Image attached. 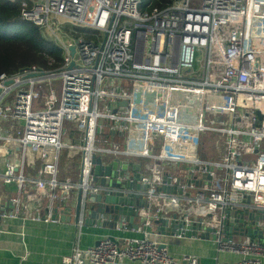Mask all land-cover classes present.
<instances>
[{"label":"built area","instance_id":"obj_1","mask_svg":"<svg viewBox=\"0 0 264 264\" xmlns=\"http://www.w3.org/2000/svg\"><path fill=\"white\" fill-rule=\"evenodd\" d=\"M10 1L61 45L64 62L0 75V156L8 154L0 179L16 185L0 218L59 222L55 208L81 189V229L95 196L112 193L147 204L141 225L119 229L143 232L175 212L182 230L200 227V237L211 228L218 250L240 254L239 264H264V0H175L147 11L142 0ZM66 26L102 40L71 38ZM208 133L219 137L218 159L202 156ZM63 149L77 179L60 177ZM95 157L103 168L117 162L98 175L114 185L96 181ZM157 233L78 243L63 261L200 264L175 257Z\"/></svg>","mask_w":264,"mask_h":264},{"label":"crops","instance_id":"obj_2","mask_svg":"<svg viewBox=\"0 0 264 264\" xmlns=\"http://www.w3.org/2000/svg\"><path fill=\"white\" fill-rule=\"evenodd\" d=\"M7 156H0V170L4 166ZM71 167L67 166L66 168L61 165L60 177L71 175L77 179L78 169H74L73 172L70 171ZM15 193V184H5L0 179V212L3 207L10 208L12 206L10 198ZM74 193L75 200L66 205L69 207L67 213L71 217L69 220L68 217L65 220L60 219L59 222L0 218V264H67L63 258L69 255L78 243L82 247H87L107 236L123 238L144 235L146 231L144 229L143 232H136L118 228L119 226L124 227L125 223L127 226H131L130 221H123L112 226V220L107 215L103 218L101 216L100 220H96V223L84 224L80 229L78 222L75 221L78 190H75ZM61 209L62 207L58 206V210ZM88 211L84 215V220L88 216ZM101 221L103 224H100ZM135 222L138 224L140 221L135 218ZM157 234L162 241L167 242L170 253L175 257H182L184 254L195 255L199 258L200 264H239L242 258L237 253L220 252L212 235L207 239L202 236L172 235L169 232L163 235Z\"/></svg>","mask_w":264,"mask_h":264},{"label":"trees","instance_id":"obj_3","mask_svg":"<svg viewBox=\"0 0 264 264\" xmlns=\"http://www.w3.org/2000/svg\"><path fill=\"white\" fill-rule=\"evenodd\" d=\"M174 1L142 0L141 10L166 8ZM65 30L71 38L82 37L96 43L102 40V35L97 31L68 26ZM63 62L64 50L61 45L47 36L40 26L22 19L20 1L0 0V75L6 73L13 76L32 66L54 71ZM61 165L67 168L68 163L62 162Z\"/></svg>","mask_w":264,"mask_h":264},{"label":"water","instance_id":"obj_4","mask_svg":"<svg viewBox=\"0 0 264 264\" xmlns=\"http://www.w3.org/2000/svg\"><path fill=\"white\" fill-rule=\"evenodd\" d=\"M107 37V33L104 36V40H103V44L106 40ZM70 51L71 54L75 53V46L72 45L70 47ZM13 82L12 79L10 80H6L5 81V85H9ZM2 88L0 87V95L2 93ZM127 102H121V104L125 105ZM255 152H257V148L255 149ZM117 166V162H114L111 166H106V168H103V166H101V158L100 157H95L94 158V174L96 176V181L98 183H101L103 185L105 184H111L114 185V181H109V180H99L98 175H101L103 173V171L105 170V174H110L111 171L113 169H115ZM138 165H134L133 168L136 170L138 169ZM165 181L168 182V178L165 177ZM127 186L130 187H137V188H142V189H146L148 188V185H140L137 184L135 182H128L126 183ZM160 190L163 191H173L171 188H169L167 185H164L160 188ZM82 199H83V191L80 189L78 191V195H77V205H76V210H75V221L78 222L80 220L81 217V210H82ZM93 204L90 205V209L87 213L88 216L85 218L84 220V224H92V223H96V220L99 219L102 216L105 217V215H107V217L112 220V226L117 225L118 223H121L123 221H130L131 222V226L137 228L140 223H142L143 221V217L141 214L140 209L147 207V204L145 203L144 200L142 199H138L137 201L133 200L130 197H119L116 195L111 194H104V193H99L95 196L94 198V202H92ZM136 204L135 208H131L130 205ZM89 206V205H88ZM88 208V207H87ZM69 211V207L65 206L64 208H62L60 211L58 210V207L55 209L54 214H53V218H57L58 215L60 214L59 218L61 220H65L68 217V220L71 219L70 216L67 215ZM177 214H173V217L171 219H169L168 217L162 216L160 215L157 219H154L152 226H147L144 227V229L146 231H156L160 234H166V233H170L172 235H176V234H181L182 236H186V237H193V236H197L198 232L197 230L200 229V227L198 228H194L192 230H182L183 227L185 226L184 222H177L175 220ZM250 217H253V214H250ZM135 218L139 219V223L136 224ZM228 223V229L231 232L232 231V227H234V221L230 220ZM100 224H103L102 221ZM212 229L208 228L205 232H202L200 235L203 238H207L209 239L211 236ZM254 235L258 234L259 236H261V232L259 231H251ZM212 238L214 240H216V236L212 235Z\"/></svg>","mask_w":264,"mask_h":264},{"label":"rangeland","instance_id":"obj_5","mask_svg":"<svg viewBox=\"0 0 264 264\" xmlns=\"http://www.w3.org/2000/svg\"><path fill=\"white\" fill-rule=\"evenodd\" d=\"M14 94H15V91L12 92V95H14ZM217 139H219V137H217V135L214 136V134L208 133L205 136L204 147H203L204 149H203V154H202L204 159H218V158L221 157V151L219 149L221 147L217 146V144H216V140ZM219 146H221V145H219ZM76 154H79V153L75 152V155ZM75 155L71 154V156H75ZM99 155H102V154L99 153ZM133 160H134V158H133ZM61 162L70 164L72 166L70 171L74 172V169H76V170L78 169V163H76V161L75 162L74 161H70L67 158V149H63L62 150ZM88 209H90V205L88 206Z\"/></svg>","mask_w":264,"mask_h":264}]
</instances>
